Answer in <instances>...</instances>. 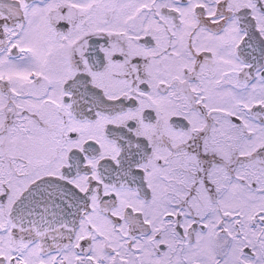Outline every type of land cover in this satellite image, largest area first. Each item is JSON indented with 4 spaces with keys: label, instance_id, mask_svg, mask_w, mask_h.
Here are the masks:
<instances>
[{
    "label": "snow or ice",
    "instance_id": "snow-or-ice-1",
    "mask_svg": "<svg viewBox=\"0 0 264 264\" xmlns=\"http://www.w3.org/2000/svg\"><path fill=\"white\" fill-rule=\"evenodd\" d=\"M0 264H264V0H0Z\"/></svg>",
    "mask_w": 264,
    "mask_h": 264
}]
</instances>
